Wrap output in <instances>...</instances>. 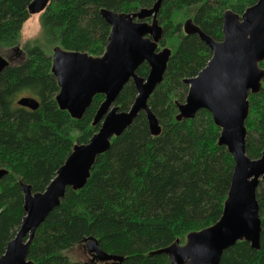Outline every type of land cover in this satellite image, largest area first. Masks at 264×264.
<instances>
[{
    "label": "trees",
    "instance_id": "trees-1",
    "mask_svg": "<svg viewBox=\"0 0 264 264\" xmlns=\"http://www.w3.org/2000/svg\"><path fill=\"white\" fill-rule=\"evenodd\" d=\"M31 1L0 0V52L18 46ZM155 1L50 0L39 18L41 34L49 49L100 57L110 33L100 10L128 14L149 9ZM256 1L161 2L155 17L163 33L158 48H167L170 56L161 83L147 102L160 133L152 136L144 113H139L122 135L112 138L109 150L93 164L85 186L78 191L67 189L60 204L36 229L28 260L33 264H84L70 260L65 252L92 237L104 252L122 256L121 264H169L159 250L175 241L184 244L189 233L219 220L233 159L218 145L220 129L206 110L191 120H176L177 105L187 94L183 79L196 76L211 58L207 46L196 35H186L182 25L191 20L202 33L221 41L224 12L241 15ZM50 54L31 43L23 61L0 73V169L7 173L0 181V256L24 215L20 183L29 185L32 193L42 192L73 145L87 143L99 126H92V120L102 95L92 99L80 120L59 110L55 102L59 87L51 74ZM258 66L264 71V60ZM148 72L144 63L136 75L145 78ZM23 96L34 98L37 109L17 106L15 101ZM135 96L130 81L114 106L127 111ZM247 101L245 154L255 160L264 149V80L260 91L249 94ZM256 200L259 250L238 241L223 252L219 264H264V178Z\"/></svg>",
    "mask_w": 264,
    "mask_h": 264
},
{
    "label": "water",
    "instance_id": "water-1",
    "mask_svg": "<svg viewBox=\"0 0 264 264\" xmlns=\"http://www.w3.org/2000/svg\"><path fill=\"white\" fill-rule=\"evenodd\" d=\"M162 1L156 0L151 8L128 14L100 10L102 19L110 26L107 45L100 57L53 47L51 74L59 87L55 96L59 110L80 120L92 99L102 95L103 101L92 120V126H99L87 143L73 145L64 164L42 192L32 193L29 185L20 183L24 215L0 256V264H33L27 255L36 229L60 204L67 189L78 191L85 186L97 157L109 150L111 139L122 135L139 113H144L152 136L160 133L147 102L161 83L170 56L167 48H158L163 33L155 17ZM49 2L32 0L28 14H42ZM145 19H151V23ZM182 29L186 35H196L211 52V58L196 76L183 79L187 94L184 102L177 105L176 120H190L198 111L206 110L220 129L218 145L224 146L232 156L233 172L219 220L189 233L184 244L175 241L158 252L168 257L169 264H219L223 252L238 241L259 250L256 194L264 178V149L258 159L246 156L245 122L247 97L260 91L264 79V71L258 66L264 60V0H257L241 15L226 10L221 41L202 33L191 20L183 23ZM144 63L149 72L141 78L136 70ZM8 66L9 60L0 55V73ZM130 81L136 91L135 99L127 111H119L114 102ZM15 103L31 111L39 106L31 97H21ZM5 174L0 169V179ZM83 243L92 262L121 264L123 260L122 256L101 250L92 237Z\"/></svg>",
    "mask_w": 264,
    "mask_h": 264
},
{
    "label": "rangeland",
    "instance_id": "rangeland-1",
    "mask_svg": "<svg viewBox=\"0 0 264 264\" xmlns=\"http://www.w3.org/2000/svg\"><path fill=\"white\" fill-rule=\"evenodd\" d=\"M40 15L41 14L30 15L29 18L24 22L20 32V41L17 47L12 48L11 50L0 52L1 56L10 60V66L16 65L17 63L25 59V48L29 47L31 43H38L44 51H50L51 54L49 56L51 57L53 48L49 49V46L44 42L39 23ZM3 177L0 179V181L3 179ZM65 254L72 261L90 264L88 260L89 255L87 254V251L83 244L72 246L70 250H67L65 252Z\"/></svg>",
    "mask_w": 264,
    "mask_h": 264
},
{
    "label": "flooded vegetation",
    "instance_id": "flooded-vegetation-1",
    "mask_svg": "<svg viewBox=\"0 0 264 264\" xmlns=\"http://www.w3.org/2000/svg\"><path fill=\"white\" fill-rule=\"evenodd\" d=\"M8 59V58H7ZM9 60V59H8ZM9 63H10V60H9ZM24 97H26V96H24ZM26 109V108H25ZM89 263L90 264H95V262L93 263L92 261H91V258H90V256H89ZM96 264H98V263H96Z\"/></svg>",
    "mask_w": 264,
    "mask_h": 264
},
{
    "label": "bare ground",
    "instance_id": "bare-ground-1",
    "mask_svg": "<svg viewBox=\"0 0 264 264\" xmlns=\"http://www.w3.org/2000/svg\"><path fill=\"white\" fill-rule=\"evenodd\" d=\"M145 21V20H144ZM146 22V21H145ZM148 23V22H147ZM150 23H151V21H150ZM159 45V44H158ZM191 120V119H190ZM72 143V142H71ZM3 170V169H2ZM7 174V173H6ZM259 186V185H258ZM88 254V253H87ZM89 260V259H88ZM94 263V262H93Z\"/></svg>",
    "mask_w": 264,
    "mask_h": 264
}]
</instances>
